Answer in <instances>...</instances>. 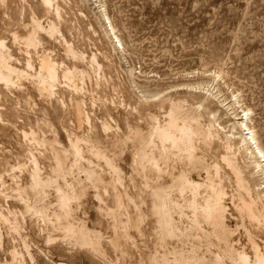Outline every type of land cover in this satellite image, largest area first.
I'll list each match as a JSON object with an SVG mask.
<instances>
[{
	"label": "bare ground",
	"instance_id": "bare-ground-1",
	"mask_svg": "<svg viewBox=\"0 0 264 264\" xmlns=\"http://www.w3.org/2000/svg\"><path fill=\"white\" fill-rule=\"evenodd\" d=\"M15 1H13V2H15ZM23 2H24V0H23ZM26 2L27 1H25L24 3L26 4ZM8 3H9V1H8ZM57 3H58L57 0H40L39 5H41V7L45 10H48V9L52 8L53 6H55V10L58 12V11H60V10H58V8H60V7H58ZM4 4L5 3H3V5ZM58 4H61V2ZM30 5H31V3H30ZM21 6H23V5H21ZM31 6H33V5H31ZM31 6H30V8H31ZM10 7H12V6H10ZM61 8H62V6H61ZM8 9H10V8H8ZM33 9L35 11H37V9H35V8H33ZM4 10H3L4 16L5 15L11 16V15H9L10 13L6 14ZM20 10L22 12L25 9L23 8V10H22V8H21ZM55 10H54V13H55ZM6 11L8 12V10H6ZM11 11H13V10L11 9L10 12ZM29 11L31 12L30 9H29ZM41 11H43V10H41ZM61 11H63V10L61 9ZM61 11L59 13H61ZM49 12H50V10H49ZM51 12H53V11H51ZM51 12L49 14H51ZM59 13H57V14H59ZM0 14H3V13H0ZM55 14H54V17H55ZM4 16H1V17H4ZM31 16H32V14H31ZM33 16H34V17H32L34 19V20L32 19L33 23L31 22L33 24L32 30L31 31L28 30V34L27 35L25 34L26 36L24 37V39H25L24 41L27 45L32 44L34 46L40 42V46H42L43 44L41 43L40 40H41V35L44 34L43 32H45L51 36L52 35L54 36L55 33L57 34V32L58 33L64 32L62 29L60 32V28L57 26L58 24H56L54 21L55 18H53V20H47V22L44 23L43 22L44 20L42 21V19H39V17H35V16H37L36 14L35 15L33 14ZM16 17H20V16L16 15ZM58 17H60V15H58ZM61 17H63V16H61ZM14 18L15 17H13V20H17L16 18L15 19ZM11 19H12V17H11ZM66 19H64V20H66ZM58 20H60V19H57V21ZM20 24H21V22H20ZM64 24H65V21H64ZM8 25H12V24H8ZM70 26L68 27L69 30L72 28V27L70 28ZM110 26H112L111 23H110ZM15 27H17V26H15ZM8 28L10 29V27H8ZM111 30H114V28L111 27ZM40 31H42L41 32L42 34L40 33ZM71 31H69V32H71ZM0 34H2V33H0ZM10 34H13V33H10ZM15 34L19 35L20 32L17 33V31H16ZM61 34H63V33H61ZM61 34H58L56 36V40L58 39L57 37ZM22 37H23V35H22ZM42 37L44 38V36H42ZM4 38H7V37H4ZM4 38H2L0 35V93L2 91H4V88L7 89V88H10L11 86L14 87L13 85H16V84L21 85L22 82L20 80H22L24 78L23 75L24 76L28 75V77L32 76L31 77L32 79H30L28 77L27 78L30 80H33L32 81V82H34L32 85L33 89L35 88L41 95H44V96L47 95V96L51 97V95L55 93V88L58 85L57 82L60 81V84H61V81H62V80H60L61 79L60 76H61L62 72L60 73V69H59L60 68L59 67L60 62L59 61H58L59 63L57 62L58 58L55 60L54 57L52 58L53 54L47 53V52H50V50L49 51L46 50L47 51L46 53H43V54L40 53V55H42V56H41V59L39 57L40 61L38 60L39 61V65H37L38 69H36V71H35L33 69L34 64H32L31 59H28L26 62L27 64H25V65H27L29 68L33 65L32 69L35 72L34 71L29 72V70L26 71L27 69L24 70L23 67L20 68L19 65L17 66V64H19V62L22 61L21 59L23 56L16 57L17 56V54H16V56L14 55V57H16V58L21 57L20 61H19V59L18 60L15 59L16 61H19L18 63L17 62L15 63L12 61L13 54L9 49L10 46L7 47V44L9 45V43L6 44L7 40H4ZM61 38H63V36ZM19 41L20 40H18V42ZM66 41H67V39H66ZM47 42L49 43V40ZM57 42H61V41H57ZM68 42H69V40H68ZM119 42H120V40H119ZM64 43H65V41H64ZM45 44H47V43H45ZM50 44L52 45V43H50ZM66 44L68 46L67 51H68L69 55H72V57H77L78 59L83 58L82 56L84 54L82 55V53L85 52L86 50L85 51L83 50V52L80 53L79 51H81L82 48L81 49L78 48L79 51H77L74 47H72L74 44L72 46H71V43H70V45L68 43H66ZM19 45L21 46L22 44H19ZM27 45H23V46H27ZM51 45H49V47ZM28 47L30 48L29 45H28ZM21 48H22V46H21ZM54 49L56 50L57 48H54ZM54 49H52L53 50L52 53H54V51H55ZM40 50H43V48H40ZM60 50H62V49H60ZM28 51L31 52L30 50H28ZM28 51H25L26 55L30 54ZM35 51H37V49ZM62 51H64V50H62ZM21 53H22V51H21ZM34 53H36V52H34ZM65 54H67V53H65ZM100 54H101V52H100ZM60 55H61V52H60ZM29 56H31V55H28L27 58H29ZM68 57L64 58V59H68ZM85 57H87V56L84 55V58ZM34 58H32V59H34ZM88 58H90V57H88ZM92 58H94V57H92ZM98 58L99 57H97V60L100 62L101 60H99ZM72 59L71 60L69 59V61H72ZM74 60H76V59L74 58ZM84 60L86 61V59H84ZM84 60H82V61H84ZM69 61L67 60V63ZM82 61H79V62H82ZM90 61H92V60L90 59ZM21 63H23V62H21ZM36 63H35V65H36ZM62 63H64V62H62ZM94 63L95 62H93V65H94ZM69 64H71V63L69 62ZM89 65H90V63H89ZM64 66H66V65H64ZM81 66H82V64H81ZM91 67H89V68H91ZM100 68L103 69L104 67H100ZM86 70L83 68L81 69L80 67L78 68L77 65H74L72 68H70V67H68V64L64 70L61 69V71H63V73H62L63 79L65 78L66 82L68 80V82H69L68 85H71V87L73 86V89L74 88L77 89L76 87H78V81L79 80L83 81V79H85V76H87L88 73H90V72H87ZM90 71H92V70L90 69ZM97 71L98 70H96L95 72H97ZM95 72H93V73H95ZM91 78L92 77H90V79L89 78L88 79L91 80ZM63 81H65V80H63ZM82 81H80V84ZM91 82H92V80H91ZM91 82L89 81V84ZM87 83L85 85L86 87H87ZM96 83H99V82L97 81ZM63 84H65V82ZM83 84H85V83H83ZM23 85H24V83H23ZM65 86H66V84H65ZM79 87L81 88V86H79ZM90 87H91V84H90ZM192 87H194V86H192ZM20 88L23 89L22 86ZM96 88H97V85H96ZM195 88H196V86H195ZM203 88H205V87L203 86ZM12 89H14V88H12ZM86 89H84L85 92H88V90H86ZM9 90L7 89L8 92H9ZM19 90L20 89L18 88V91ZM30 90H32V89H30ZM64 90H62V91H64ZM67 90L69 92V89H67ZM84 90L82 87V91H84ZM90 90H92V87ZM205 90H207V92L206 91L205 92L208 93V89H205ZM16 91H17V89H16ZM21 91H23V90H21ZM56 91H58L57 92V94H58L59 90L56 89ZM79 91L80 90H78V92ZM71 92H73V91L71 90ZM152 92H154V91H152ZM157 92H159V91H157ZM23 93L20 92V95ZM60 93H63V92L60 91ZM148 93H150V90H148ZM154 93H153V95H154ZM26 94H27V92H26ZM79 94H77V95H79ZM117 94H119V92H117ZM136 94H138V93H136ZM142 94H144V93H142ZM142 94H141V96H142ZM160 94H162V93H160ZM165 94H164V96H165ZM29 95L32 96V94H29ZM59 95L60 94H58L57 96H59ZM150 95H151V93H150ZM150 95H145V97L146 96L150 97ZM159 95H157V96H159ZM167 95H168V93H167ZM189 95H188V99H189ZM10 96H11V93H10ZM57 96H55V97L59 98ZM68 96H69V94H68ZM79 96H77V97H79ZM105 96L101 95V99L104 98ZM109 96H108V99H109ZM111 96H112V98L116 97L113 95H111ZM135 96H137V95H135ZM141 96H140V98H141ZM170 96H171V94L169 93V97ZM12 97L15 101L16 96L15 97L12 96ZM53 97L51 99H53ZM64 97H66V96H64ZM185 97L184 98H182V97L178 98L177 97V98H170V99L168 98L169 104L167 105V109H166V111H164V114L160 112V114H163L161 117L159 116V114L155 113L156 111L153 112L154 109L151 110L152 112L148 109L150 112H146L147 114L145 113L146 116H144V117H146V121H147L146 127L141 126L142 125L141 123H140L141 125H138V126L136 125L135 127H132L133 125L131 124L132 126L129 127V129H130L129 132H127V134H125L124 137H121L123 135V133H122V135H119V133H120L119 130H117V132H119V133L114 131L119 135L118 138L115 135L116 137H114V138H116V139H114V141L118 140L120 142V140H122L123 142L121 141L120 143L121 144L125 143V146H124V144L122 146L119 143V145H117V147H119L121 145V147H119V148L123 147L124 150H125V148L130 150V148H128L126 146L131 145V150H130V157L132 158V164L131 165L134 167L132 169H134L136 171V174L135 173L134 174L137 175V178H138L137 185H135L133 187L137 186L139 191L145 193V195H144L145 198H143L141 194H140L141 196L138 195V196H140V198L142 197V199L139 198L140 200L137 199V196H136V198L134 196V194H137V192L132 195L131 192L129 191L132 188L130 187V189H129V186L126 185L127 180H125V178H126L124 176L125 173H123L125 170L122 171V168L120 165L121 163L119 164L117 162V160H122V159H116L119 152L117 151L118 152L117 155L112 154V153H114L113 152L114 150H112V153H110L111 149L108 152L109 148L107 149L106 146L102 145L104 143H101L103 136H102L101 140H100V138L99 139L95 138V136H94V138H95L94 139L91 136L96 131L94 133H92L91 135L88 134L89 131L88 132L83 131L86 134H83V133L79 134V133H76L77 130H76V132H74L72 130H68L69 128H67L66 129V136H67V140H68V145L66 146V145H64V143L62 144L63 141H60V139L58 137L59 131H57V127H60L58 123H57L58 126L56 128H54L53 137H49V138L46 137V135L41 136L39 131L36 132V130H39L41 128L40 126L36 130H35V128L29 129L30 132H28V133H26L23 129L22 131L25 132V136H29L32 140H35L36 143L38 144V146L45 147V146H43V144H47L49 146L50 155H51L50 157H52L51 159H53V162L51 161L52 163L49 164V165H51V167H49L47 165L50 168L49 172H48L47 167L45 166L47 169V173H45L44 172L45 169L41 168V166L44 167V165L40 166V160L38 158V156L40 155V153L43 150L40 153H38V151H37L38 156H36V154H34V153H35V150L38 149L39 147H37L33 151V153H32V148H31L30 153H32V154H31V156L30 155L29 156L31 157L30 159L32 161V164H31L32 166H31V168L27 169L28 172L25 170L27 172V180L24 182H20L19 180H18L19 182H17V180H16V185L13 184V185H15L14 190L16 189V193L14 192L15 193L14 194L13 190L11 192L8 190L9 192H6V194L7 193H13L14 195H16L17 200H20L21 203H23L24 211L30 215V218H28V219L30 220V226L31 227H33V226L35 227V225H33V224H36V223H33V222H35L34 220H36V222H38L36 224L38 226L39 225L41 226V224L39 222L42 221V225H45V228H43L44 226H42L41 230L44 229L45 231L42 230V233H41V230H40V231H38V232H40L38 234H39V236H42L45 239L47 245H46V247H44V246H41L37 241H35L40 249H39V251L35 250L37 247L35 249L34 248L32 249V240H35V237H30L31 232L25 231L27 224L26 223L23 224V222L20 221V218L18 220V217H17L18 214H15L16 218H14L12 220L11 216H9L8 213L5 214L6 212L4 213L3 211H0V215H1L0 219H2L5 223H7V226L9 225L8 226L10 228L9 231H12V233L14 231V233H17L18 237L21 236L20 238H21L22 243H23L21 245L22 246L24 245V249H25V252H24L23 250H21L22 248L19 250L20 247L19 248L17 247L19 245L12 246V248L8 250V252L10 254V260H7V259L4 260L3 259L2 262L0 260V264H27L26 263L27 259H30L31 264H39V261H37V256L41 257L42 253L43 254L45 253V255L46 254H48V255L55 254L56 255V253H58V254H61L60 256H62V254H64V253L74 252V250L77 248L80 251H83V253L86 255V258L88 257V259H90V262H94V263L96 262V264H97L98 260H102V259L106 258L107 253H108V249H115L117 251L118 250L117 248H119L122 252H126L128 254L129 251L127 250L128 251L127 252L126 248H125L126 244L123 243V246H125L124 248H121L120 245H122L123 241H125L127 239H131L132 230H135V232L139 233L140 235L145 234V231H146L145 229H148V228L143 227V223H144L143 221L145 220L147 222V220H146L147 218H149L150 222H151V227L149 228V230L151 231V234L155 235L153 237H155L156 242L160 244L159 246L162 248V250H161V252L159 250H155V249H154L155 250L154 252L149 251L148 254L146 255L147 257L144 255H141V256L139 255L141 257V259L138 262L142 261V263H143V261H144L143 264H145V262H146L145 259L147 260L146 264H264V236L259 235L260 232L264 231V205L261 203L263 201L262 199L264 197L260 198L259 195H255L253 193L252 181L250 180V177L247 174V170H245V167L242 165V163L239 162L237 154L235 153V151H233L234 143L231 140H227L228 138L226 139L227 141L222 140V142L220 143V139H222V138L219 137V135H218L219 132L217 133V131H216L217 129L219 130V128L216 127L217 129L216 130L214 129L213 119L209 118L208 122H206V120L205 121L203 120L204 118L205 119L207 118V116L205 117L204 115L206 113H208V114L212 113L213 109L210 108L208 105L203 104L205 102V100H203L200 97V95L198 97H200L204 101L203 103L201 101L200 104H198V103L192 104V103H190L191 101L188 102V99H186ZM28 98H30V97H28ZM32 98H34V97H32ZM99 98H100V96H99ZM118 98H116V99H118ZM205 98H207V96ZM2 99H3V96H2ZM46 99H44L43 101L45 102ZM74 99H75V96H74ZM131 99H130V102H132ZM159 99H161V98H159ZM166 99H163V100L161 99L160 101L159 100L158 101L161 104V101L163 102ZM26 100L28 101L27 98H26ZM30 100L32 101V99H30ZM62 100L65 101L66 98H63ZM62 100H61V103L63 102ZM82 100H83V98H82ZM193 100H195V99H193ZM209 100L212 101V99H209ZM68 101H71V102H69V105H70V103H72L73 99L72 100L69 99ZM103 101H101V103ZM106 101L109 102L108 100H106ZM113 101H115V100H113ZM117 101H116V103H117ZM124 101H122V102L120 101L122 104H117V107H118V105L122 106ZM137 101H138V103H137L136 107L139 108V106L141 105V104L139 105L140 99H137ZM1 102L3 103L4 101H1ZM13 102H12V105L14 104ZM16 102H17V100H16ZM52 102L50 103L51 105H53V103H55V102H53V103ZM130 102H129V104H131ZM7 103H10V101H8ZM29 103L31 106H33L32 104H34L35 101H34V103H32V102H29ZM65 103H68V102L66 101ZM65 103H63V104H65ZM141 103H142V100H141ZM16 104L17 103H15V105ZM46 104L48 105V103H46ZM156 104H158V103H156ZM160 104H158V106ZM220 104L222 106L227 105V104L225 105V103H223L222 101ZM12 105H10V106H12ZM42 105H44V104H42ZM42 105H41V107H42ZM0 106H2V105H0ZM35 106H36V104H35ZM38 106H40V105H38ZM60 106H62V105H60ZM105 106H107V105H105ZM125 106L128 107L126 104L124 105V107ZM14 107H17V106H14ZM20 107H23L22 104L20 105ZM43 107H45V106H43ZM49 107L51 108V106L48 105V109H50ZM55 107H54V109H55ZM64 107H65L64 109L67 108L66 105ZM109 107H110V105H109ZM129 107H131V105ZM17 108L19 109V107H17ZM25 108H27V107H25ZM57 108H59V107L57 106ZM57 108H56V110H58ZM60 108L62 111L63 107H60ZM107 108H108V106H107ZM137 108H136V110H137ZM227 108H229L228 110H230V106H228ZM72 109L74 110V113H75L79 122H81L85 118L87 119L88 122L91 119L88 116L90 113L87 115L85 113L87 110L84 112V107H83L82 101H80L79 98L78 99L76 98L75 106ZM112 109L114 110V108H112ZM112 109L109 108V111H111ZM9 110H11V111H8L9 113H11V115H8V113L6 112L7 117L9 116L8 118L13 119V118H16L18 116V114H19V113L17 114L18 111L16 112V110L13 107H11ZM23 110L24 109H22V111ZM39 110L37 109L36 112L38 113ZM125 110H128V109H125ZM161 110H159V111H161ZM19 111H21V110H19ZM30 111H32V110H30ZM34 111L35 110H33L32 112H34ZM59 111H58V113H59ZM109 111L108 112L105 111V112H106V114L110 113V115H111L112 111L111 112H109ZM142 111L140 112L141 114H142ZM0 112H1V110H0ZM23 112H24V114H25V112L27 113V111H23ZM45 112L47 113V110ZM130 112H127V114ZM3 113H4V111H3ZM64 113H66V112L64 111ZM71 113L73 115V111ZM87 113H88V111H87ZM131 113H130V115H131ZM232 113H233V120H232L233 122H232L231 126H233V128H237V130L239 129L238 134H240V135L238 136V138L240 137L241 146L243 147V150L245 151L244 152L245 155H247V157L250 159V161H249L250 165L253 166V169L255 170L254 172H257L260 176H261V174L264 175V147L261 145V143L259 141L260 138H258V136H257L258 132L256 133L255 132L256 130L253 129L255 127H252L249 125L248 120L250 121V119H248L249 118V117H247L248 115H245V117H246L245 118L243 116H237V114L234 112H231V114ZM1 114H2V112H1ZM55 114H56V112H55ZM92 114H93V112H92ZM30 115L31 114H29V116ZM33 115H35V114H33ZM49 115H50V112H49ZM51 115L54 116V114H51ZM51 115H50V117H52ZM72 115H70V117H72ZM75 115H73V117ZM94 115H95V113H94ZM118 115H120V113ZM126 116H127V119L129 120L128 115H126ZM203 116H204V118H203ZM23 117H24V115H23ZM31 117H33V116H31ZM41 117H43V116H41ZM41 117L39 119H41ZM76 117L74 119H76ZM90 117H92L91 114H90ZM111 117H113V116H111ZM111 117L109 116V118H111ZM124 117H125V115H124ZM3 118H4V115H3ZM97 118L95 119V121H97ZM12 119H9V120H11V122H12ZM16 119H15V121H16ZM25 119H28V118H25ZM55 119H54V121H55ZM99 119H102V118L99 117ZM99 119H98V121H99ZM106 119H104L106 122H103V123L107 124L110 121L108 122L109 119L108 120H106ZM116 119H118V118H116ZM133 119H134V115H133ZM6 120H8V119H6ZM112 120H114V119L112 118ZM121 120H122V118H121ZM142 120H144V119H142ZM216 120H218V119H216ZM23 121H24V119H23ZM92 121H94V119H92ZM4 122L5 121H3L2 123H4ZM24 122H25V125H27V123H26L27 121H24ZM30 122H31V119H30ZM38 122H39V120H38ZM38 122L35 124H38ZM57 122H58V120H57ZM88 122H86V123H88ZM6 123H7V121H6ZM17 123H19V122H17ZM29 123H28V125H29ZM31 123L33 124V122H31ZM52 123H53V121L50 120V118L49 119L47 118L46 122H44V123L41 122V124H47L48 126L51 125ZM64 123H66V122H64ZM71 123H75V121L74 122L72 121ZM92 123H95V122H92ZM101 123H102V121H101ZM32 124H30V125H32ZM54 124H55V122H54ZM68 124H69V121H68L67 125ZM109 124H111V123H109ZM15 125H16V123H14V126ZM28 125L26 127L30 126V125L29 126ZM119 125H120V123L117 124L118 128H119ZM19 126L17 127L18 129H19ZM37 126L35 125L34 127H37ZM70 126H72V124ZM88 126H89V124H88ZM103 126L105 127V124ZM103 126L101 125V127H103ZM106 126L109 127V125H106ZM0 127H3V126H0ZM12 127H13V125H12ZM89 127H93V126L91 125ZM97 127H98V125H97ZM101 127H99L100 130L102 129ZM4 128H3V131H4ZM22 128H24V127L22 126ZM31 128H33V127H31ZM72 128L73 127H71L70 129H72ZM118 128H116V129H118ZM50 129H51V127H50ZM64 129H65V127H64ZM74 129H76V128H74ZM109 129L111 130V128H109ZM126 129L127 128H125V130ZM48 130H49V128H48ZM86 130H87V128H86ZM104 130L106 131V128ZM120 130H122V129H120ZM0 131L2 132V130H0ZM7 131H8V129H7ZM16 131H18V130L16 129ZM23 132H22V134H24ZM45 132L47 133V129ZM103 133L105 134L107 132H103ZM108 133H109V131H108ZM234 133H237V132L235 131ZM10 134H12V133H10ZM22 134H20V137H21L20 139H22V136H21ZM41 134H42V132H41ZM95 135H97V132ZM98 135H100V134L98 133ZM110 135H112V134H110ZM13 136H14V134H13ZM17 136H19V135H17ZM61 136H62V134H61ZM108 136H107V138H108ZM3 137H4V135H3ZM99 137H101V136H99ZM217 137H219L220 139L217 140ZM1 138L2 137H0V140H2ZM10 138H11V136H10ZM104 138L106 139V137H104ZM121 138H123V139H121ZM24 139H25V137H24ZM61 140H62V138H61ZM218 141H219V143H217ZM19 142L20 141H18L17 143H19ZM115 142L118 143L117 141H115ZM115 142H113V143H115ZM26 143H27V141H26ZM28 143L25 144L26 149H27ZM39 143H41L42 145H40ZM107 143H106V145H107ZM127 143H130V144L127 145ZM237 143H238V141H237ZM23 144H22V146H23ZM110 144H112V143L110 142ZM33 145H31V146L34 148ZM48 146H47V148H48ZM112 146L116 147V144L115 145L113 144ZM22 149L23 148H21V150ZM24 149H25V146H24ZM235 149H236V147H235ZM237 149H239V148H237ZM29 150L30 149H28L26 151H29ZM128 150H125V151L128 152ZM15 151H17V152H15V156H16V153H18V149ZM87 152L91 153L93 156H95L99 159L102 158V160L105 162L106 166L111 170L110 172H113V173H110L111 177L109 179L106 177V175H104L102 173V172H104L102 170H106V168H104L105 166L104 167L100 166L101 168H104L102 170H99L100 167L98 168V165H97V167H95V165H96L95 163L98 164V162H100V161L95 162L96 160L95 161L92 160L93 158L92 159L90 158L92 155H89V154H88L89 157L88 156L86 157ZM240 152H242V151H240ZM22 154H23V152H22ZM22 154H21V156H22ZM25 154H27V152ZM28 154H29V152H28ZM9 155H10V152H9ZM45 155H48V154H45ZM127 155H129V154H127ZM127 155L125 154V156H127ZM240 156H242V155H240ZM3 157H5V156H3ZM3 157H1L2 160H3ZM16 157H19V156H16ZM47 157H49V156H47ZM121 157H122V154H121ZM26 158L28 159L27 155H26ZM42 158H40V159L42 160ZM126 158L127 157H125V160H126ZM23 159H25V157ZM49 159L50 158H48V160ZM2 160H0V161L2 162ZM20 160H22V159L20 158L19 161ZM46 160H47V158H46ZM46 160H44V161L47 162L48 160L47 161ZM123 160H124V157H123ZM9 161L7 163H9ZM26 161H25V163H27ZM242 161H244V159ZM247 161H248V159H247ZM123 162H125V161H123ZM3 163H5V162L3 161ZM21 163H19L18 166H16V164H15V166L18 167V169H19L22 166ZM92 163L95 165H93ZM41 164H43V163H41ZM102 164H103V162H102ZM127 165L125 166L126 169L128 167H130V165L128 167H127ZM248 165H249V163H248ZM1 167H0V169H1ZM8 167H9V165H8ZM12 167L13 166L11 165V168ZM16 167H15V170H16ZM43 169H44V171H43ZM15 170L13 171L14 174L17 171V170L15 171ZM129 170L131 172V169H129ZM134 170H132V171H134ZM22 171H24V170L22 169ZM22 171L20 172L21 174L24 173V172L22 173ZM3 172H4V174L7 173L5 171H3ZM18 173L19 172H17V175H18ZM104 173H106V172H104ZM8 174H6V176ZM10 174L12 175V173H10ZM126 174H127V172H126ZM134 174L131 175V173H130L131 177L132 176L135 177ZM17 175H15L14 178L17 177ZM20 175H18V176H20ZM130 175H128V177ZM23 176H24V174H23ZM107 176H108V174H107ZM24 177H26V175ZM128 177H127V179H128ZM9 179H10V177H9ZM19 179H21V178L19 177ZM132 179H131V181H132ZM12 182L14 183V180H12ZM132 182L134 183L135 179ZM263 182H264V180H263ZM8 184L11 185L10 183H8ZM229 184L233 187L232 189L228 188ZM1 185H3V184H1ZM91 186L95 187L94 195L90 193V187ZM7 187H9V186H7ZM6 189H8V188H6ZM11 189H13V188H11ZM135 191H138V190H135ZM4 192L5 191H2V193H4ZM0 195H1V193H0ZM8 195L9 194H7L5 196H8ZM10 195L13 196L12 194H10ZM11 196L9 198H11ZM91 197L96 198V202H92V207H94V209H95V213H94L93 217L90 216L89 213H88L89 215L88 214L84 215L85 213L83 214L84 216L80 215L79 214V212L81 211L80 208H83L84 212H86L87 208H89L88 201ZM12 198H14V197H12ZM14 200H16V199H14ZM6 201L8 202L9 200L7 199ZM2 203H1V205H3ZM87 203H88V205H87ZM143 204H145V206H146L145 209H144ZM228 204L231 205V208L233 207V209H234V211L231 212L230 215H231L232 219H235V222H233V223H235L234 224L235 227H233L231 225V223L228 222V219H227L228 218L227 216L229 214ZM19 206H20V204H19ZM9 207H10V205H9ZM16 207H17V205H16ZM92 207L90 206L91 209H92ZM2 209H8L9 213L11 212V214H14L13 213L14 208H12L13 212H12V210H10L11 207L10 208H3L2 207ZM17 209H19V208H17ZM79 209H80V211H79ZM15 212H19V211L15 210ZM20 216H21V213H20L19 217ZM23 216H25V215L22 214L21 217H23ZM26 218H27V216H26ZM22 219H24V217ZM104 219H106L105 221H107L106 226L108 225L109 228L112 229V233L110 232L111 233L110 235H105L103 232L104 229L102 230L100 228V225L101 224L103 225ZM25 220H27V219H25ZM1 224L3 225V223H1ZM4 225H6V224H4ZM7 226H4V227H6V229H7L8 228ZM106 226H105V228H106ZM146 226H148V225H146ZM240 227L243 228V230L245 232L244 234L246 235L245 243L241 242V240H240L241 238L239 239V238H237L238 236L236 237V235L239 232L238 229ZM2 228L0 226V229H2ZM53 230H56L59 234L57 233L56 236H54V232H52ZM237 230H238V232L236 234ZM2 232H3V230L2 231L0 230V246H2V243H3L2 239H3L4 234ZM8 234H9V232H8ZM262 234H264V233H262ZM57 235H58V237H57ZM133 235H134V233H133ZM147 235H149V234H147ZM240 235H241V233H240ZM245 235H243V236H245ZM31 236H32V234H31ZM34 236H35V234H34ZM14 237H13V239H14ZM135 237H134V240L131 241V243H134ZM239 237H241V236H239ZM136 238H138V237H136ZM145 238H146V236H145ZM6 240L8 241V239H6ZM146 240H148V239L146 238ZM146 240L144 241L145 243H146ZM14 241H15V239H14ZM128 242H130V241H128ZM140 242H142V240ZM5 243H6V241H5ZM5 243H4V245H5ZM10 243H8V245H10ZM36 244H34V246ZM137 244L135 243V245H137ZM128 245H127V247H128ZM130 246L131 245H129V247ZM134 247L136 248V246H134ZM153 247H156V246H153ZM141 248H139V249H141ZM146 248H142V249H146ZM5 249H6V247H5ZM131 250H134V249L132 248ZM136 250H137V248H136ZM5 251L7 252V250H5ZM33 251H35V252H33ZM109 251H111V250H109ZM143 252H144V250H143ZM2 253H3V251H2ZM74 253H76V252H74ZM140 254H142V253H140ZM26 255L28 256L27 259H25L27 257ZM45 255H43V257H45ZM74 256H76V255H74ZM113 256L114 255H112L111 257L113 258ZM121 256H122V254H121ZM121 256H119V257L122 258ZM133 256H135V255H133ZM133 256L131 258H133ZM139 256H138V258H139ZM128 257H130V256H128ZM1 258H3V256ZM117 259H119V258H117ZM48 260H50V259H48ZM122 260H124V259H122ZM30 261H29V263H30ZM106 261H107V259H106ZM90 262H89V264H91ZM116 262H119V261H116ZM125 262H126V260H125ZM136 262H137V260H136ZM71 263H73V262H71ZM71 263L67 262L64 259L59 260L57 262H54V264H71ZM113 263L115 264V262H113ZM142 263H140V264H142ZM43 264H45L44 261H43ZM120 264H121V262H120Z\"/></svg>",
	"mask_w": 264,
	"mask_h": 264
},
{
	"label": "rangeland",
	"instance_id": "rangeland-1",
	"mask_svg": "<svg viewBox=\"0 0 264 264\" xmlns=\"http://www.w3.org/2000/svg\"><path fill=\"white\" fill-rule=\"evenodd\" d=\"M3 1L2 0L0 1V10H1L0 13H3V14H0V33H2L0 35L2 38H4V37L8 38V39L4 38V40H7L6 44L9 43V45L7 44V47L8 46L11 47V48L9 47V49L13 54V59H12L13 62L18 63L20 61L21 57H19V58H16V57L23 56L21 59L22 61H20L19 64H17V66L19 65L20 68L23 67L24 70L27 69L26 71L29 70V72H33L34 70L36 71V69H38L37 65H39V61H40L41 56H42V55H40V53L43 54V53L47 52L46 50H48V51L50 50V52H47V53L53 54V56L51 55L52 58L54 57L55 60L58 58L57 62L58 61L60 62V63L58 62L60 64V65L58 64L60 67L59 68L60 73L61 72L63 73V71H61V69L64 70L65 67H67V64H68V67H70V68H72L74 65H77L78 68L80 67L81 69L82 68L85 70L87 69L86 71L90 72V73H88L87 76H85V79H83V81L82 80L78 81V87L81 86V88L76 87L77 89L74 88L75 90L73 89V86L71 87V85H68L69 84L68 80H67V82H68L67 83L66 79L65 78L63 79V75L61 73V76H60L61 79L59 78L60 80H62L61 84H60V81L57 82L58 85H57V87L55 86L56 87L55 93L52 94L53 96L54 95L57 96L58 94H60L59 96H57L60 99L56 98L55 96L53 97L52 95H51V97H49L47 95H45V96L41 95L35 88H34L35 89L34 90L32 87L34 82H32L33 80H30V79H32L31 78L32 76L28 77V75H26V76L23 75L24 80L23 79H22L23 81L20 80L22 82L21 85L19 84L20 86L18 84H16V85H13L14 87L11 86L10 88H7L8 90L10 89L9 92L7 91L6 88H4V91H2L0 93V96H1L0 97V105H2V106H0V108H1L0 110L2 112V114L0 112V118H1L0 119V126H3V127H0V130H2V132L0 131V134H1L0 137H2L1 138L2 140H0V144H1L0 145V156L6 157V158L3 157V160L0 157V160H2V162L0 161V167L2 166L0 169V173H1L0 174V190H1L0 191V193H1V195H0V197H1L0 198V209L1 210L0 211H3L4 213L6 212L5 214L8 213V215L11 216L12 220L14 218H16L15 214H18L17 215L18 220L20 218V221H22L23 224H25V223L27 224L26 225L27 229L25 228V231H30L32 234V236L30 234V237H35V240H32V249L33 248L35 249L36 247H37L35 249L36 251H39V249H40L35 241H37L41 246L46 247L47 244H46L45 239L42 236H39V234H38V233H40L38 231L41 230L42 226H44L43 228H45V225H42V221H40L39 223L41 224V226L40 225L38 226V225H36L38 222H36V220H34L35 222H33V223H36V224H33V225H35V227L33 225H32L33 227L30 226V220L28 219V218H30V215L24 211L23 203H21L20 200H17L16 195H14L16 193V189L14 190V188L16 185V180H17V182H19V181L24 182L27 180V172H28L27 169L31 168V166H32L31 165L32 161L30 159L31 158L30 156L37 147H39L40 149L38 148L35 150L34 154H36V156H38V153H40L43 150L40 153V155L38 156V158L40 160V166L44 165V167L41 166V168L45 169V171L43 169V171L45 173H47V169H48V172L50 171L49 167H51V165H49V164H51L53 162V159H51L52 157H50L51 155H50L49 146L47 144H43V146H45V147L38 146V144L36 143L35 140H32L29 136H25V132L26 133L30 132L29 129L35 128V130H36L39 128V126L41 128L39 130H36V132L39 131L41 136L46 135V137L49 138V137H53L54 128H56L59 124L60 127H57V131H59L58 137H59L60 141H63L62 144L64 143V145H66V146L68 145V140H67V136H66V129L67 128H69L68 130H72L74 132H76V130H77L76 133H79V134H82V133L86 134L83 131H87V132L89 131L88 132L89 135H91L95 131L97 132V135L99 133L100 135H98V136L95 135L96 132L94 134H92L91 136L93 138H94V136H95V138H98V139L100 138V140L103 136L101 143H104L105 145L104 144H102V145L106 146L107 149L109 148L108 152L110 151V149H111L110 153H112V150H114L113 151L114 153H112V154L117 155V153L119 152L117 157L116 156L115 157H116V159H122V160H117V162L119 164L121 163L120 165H121L122 171L125 170L123 173H125L124 174V176L126 177L125 180H127L126 185L129 186V189H130V187L133 189V190L132 189L129 190L132 195L137 192V194H134V196H135V198L137 196V199L140 200V199H142V197L145 198L144 197L145 193L139 191L137 186L133 187V186L137 185L138 178H137V175H135L136 171L134 169H132L134 167L131 165L132 164V158L130 157L131 145L126 146V147L130 148V150L125 148V150H128V152H127L124 150L123 147L119 148V147H121V145L123 146V144L125 146V143L121 144L120 142L122 140H120V142L118 140H115L118 142V143H116L114 141V139H116V138H114V137L117 136V138H118L119 135H122V133H123V135L121 137H124V135L127 134V132H129V130H130L129 127H131L132 125H133L132 127H135L136 125L138 126V125L142 124L141 126L146 127L147 121H146V117H144V116H146L145 115L146 112H150L152 109H154L153 112L156 111L155 113L159 114V116L161 117L164 114V111H166L167 105L169 104L168 98L169 99L170 98H177V97L178 98H181V97L184 98L186 96L185 98L188 99V95L190 94L188 102L191 101L190 103H192V104H197V103L200 104L201 101L203 103L204 102L203 100H205V102L203 104L208 105L210 108H212L214 110V111L212 110V113H209L210 115L208 113H206L204 116L205 117L207 116V118L205 119L203 116V118H204L203 120L204 121L206 120V122H208L209 118L213 119L214 129L216 130L217 129L216 127L219 128V130L217 129L216 131H217V133L219 132L218 135H219V137L222 138V139H220L219 137H217V140L220 139V143L222 142V140L223 141L231 140L234 143L233 151H235V153L237 154L239 162L242 163V165L245 167V170H247V174L249 175L250 180L252 181L253 193L255 195H259L260 198L264 197V182H263L264 175H262L260 173L261 174V176H260L257 172H254L255 170L253 169V166H251L250 162H249L250 159L247 157V155H245V153H244L245 151L243 150V147L241 146L240 137L238 138V136L240 135V134H238L239 129L237 130V128H233V126H231L232 122H233L232 121L233 120V113L231 114V112L236 113L237 116L245 117V115H248L247 117H249L248 119H250V121L248 120V123L250 126L255 127L253 129L256 130L255 131L256 133L258 132L257 136H258V138H260L259 141H260L261 145L264 147V0H57L58 3L61 2V4L57 3L58 7L61 8V6H62L61 9L63 11H61V9L58 8V10H60L61 13H59L60 11L57 12L55 10V6H53L52 8H50L48 10L43 9L41 7V5H39L40 0L39 1L33 0L34 2L32 0H24V2L27 1L26 2L27 5L23 2V0L22 1L21 0H16V1L15 0H8L9 3L7 0H3ZM13 1H15L16 3ZM3 3H5L4 4L5 6L3 5ZM30 3L33 6H31ZM7 5L8 6L10 5L12 7H10V6L8 7ZM21 5H23L24 7ZM29 5L31 6L32 9L30 8ZM8 8H10V9H8ZM21 8H22V10H23V8L25 10H23L21 12V10H20ZM33 8H35V9L38 8V9H37V11H35ZM11 9L13 11L10 12ZM29 9L31 10L32 13L29 11ZM3 10L5 11L6 14L10 13L9 15H11V16H8V15L4 16ZM6 10H8V12ZM41 10H43V11H41ZM49 10H50V12L51 11H53V12H51V14H49L50 13ZM54 10H55L56 14L54 13ZM57 13H59V14H57ZM31 14H32V16H31ZM33 14L34 15L36 14L37 16H35V17H39V19H42V21L44 20L43 21L44 23H46L47 20H53V18H55L54 19L55 23L58 24L57 26L60 28V32H61V29L64 31L61 33H63L65 36L61 33H58V32H57V34L55 33L54 36L53 35L51 36V35L43 32L45 34L44 35L41 33L42 31H40V33L42 34L40 41L43 45L45 43H47V44H45L46 46L44 45L46 48L42 44H41L42 46H40V42L38 43L39 45L37 44L38 46L37 45L33 46L32 44L31 45L28 44L30 46V48H29L28 45L24 41L25 40L24 37L28 34V30L29 31L32 30V27H33L32 21L34 20L32 18V17H34ZM54 14H55V17H54ZM16 15L20 16V17H16ZM58 15H60V17H58ZM1 16H4V17H1ZM61 16H63V17H61ZM11 17H12V19H11ZM13 17H15L17 20H13ZM57 19H60V20L57 21ZM64 19H66V20H64ZM19 21L21 22V24ZM64 21H65V24H64ZM110 23L112 26H110ZM6 24L7 25L12 24V25L7 26ZM23 25L24 26L26 25L27 27L26 26L24 27ZM68 25L69 26L71 25L70 28L72 27L70 30L68 29V27H69ZM15 26H17V27H15ZM8 27H10V29ZM111 27H113L114 30H111ZM13 30L15 32L17 31V33L20 32V34L19 35L15 34V32ZM69 31H71V32H69ZM10 33H13V34H10ZM21 34L23 35V37ZM58 34H61L63 36V38H61L62 36L59 35L57 37L58 39L56 40V36ZM42 36H44L45 39ZM66 39H67V41H66ZM18 40H20V41L18 42ZM48 40H49V43L47 42ZM68 40H69V42H68ZM119 40H120V42H119ZM55 41L56 42L61 41V42L56 43ZM64 41H65V43H64ZM50 43H52V45ZM66 43H68L69 45L71 43V46L74 44L72 47H74L77 51H79L78 48H80V49L82 48L81 51H79L80 53H82L83 50L84 51L86 50L85 52L82 53V55L84 54L87 57L84 58V55L82 56L83 58H81V59H78L77 57H72V55L68 54V51H67L68 46ZM19 44H22L21 45L22 48ZM23 45H27V46H23ZM49 45H51V46L49 47ZM40 48H43V50H40ZM54 48H57L56 49L57 51ZM36 49H37V51H35ZM52 49L55 50L54 53L56 55L54 53H52L53 52ZM60 49H62L64 51L66 50V51L64 52ZM28 50H30L31 52H29ZM21 51H22V53H21ZM25 51H28L30 54L26 55ZM34 52H36V53H34ZM60 52H61V55H60ZM100 52H101V54H100ZM65 53H67V54H65ZM16 54H17V56H16ZM14 55L16 57H14ZM28 55H31L32 57L29 56V58H27ZM68 56L69 57L71 56V57L69 58ZM91 56L94 58H92ZM39 57H40V59H39ZM67 57H68V59H64ZM88 57H90V58H88ZM97 57H99L98 59L101 60L100 62L97 60ZM32 58H34V59H32ZM74 58L76 60H74ZM15 59L16 60L19 59V61H16ZM28 59H31V62H32V64H34V67L36 66L35 68L33 67V65L30 68L27 65H25V64H27L26 62ZM69 59L70 60L72 59V61H69ZM84 59H86V61ZM90 59L93 62H95L96 64L97 63L98 64L96 65L94 63V65H93V62L90 61ZM67 60L71 64H69V62L67 63ZM82 60H84V61H82ZM79 61H82V62H79ZM21 62H23V63H21ZM62 62H64V63H62ZM35 63H36V65H35ZM89 63H90V65H89ZM81 64L83 67L81 66ZM64 65H66V66H64ZM32 67L34 70L32 69ZM89 67H91V68H89ZM100 67H104L103 68L104 70ZM90 69L93 72H95L96 70H98V71L93 73L92 71H90ZM27 77L30 79H28ZM90 77H92L91 78L92 82H91V80H89ZM63 80H65V81H63ZM80 81H82L81 84L83 86L80 84ZM89 81L91 82L90 84H91L92 90H90L91 87H90ZM97 81L99 83H96ZM64 82H65L66 86H65V84H63ZM23 83L25 86L23 85ZM83 83H85V84H83ZM86 83H87V87L89 89L85 86ZM96 85H97V88H96ZM21 86L23 87V89L20 88ZM192 86H194V87H192ZM195 86H196V88H195ZM203 86L205 88H203ZM17 87L20 89L19 91H18ZM65 87L66 88L68 87L67 89H69V92ZM82 87H83V90L87 88L86 90H88V92H85V90L82 91ZM12 88H14V89H12ZM29 88L32 89L34 92L32 90H30ZM16 89L18 92L16 91ZM56 89L59 90L58 94H57L58 91H56ZM70 89L73 92H71ZM205 89H208V93H206L207 90H205ZM21 90H23V91H21ZM62 90H64V91H62ZM78 90H80V91L78 92ZM140 90L141 91L143 90V91L141 92ZM148 90H150V93L152 96L150 95V93H148ZM25 91L27 92L28 95L26 94ZM60 91L63 93H60ZM152 91H154V92L156 91L155 93L157 95H159L160 93H162V94L157 96ZM157 91H159V92H157ZM20 92L21 93L24 92V93L20 95ZM117 92H119V94H117ZM10 93H11V96H10ZM136 93H138V94H136ZM142 93H144V94H142ZM153 93H154V95H153ZM167 93H168V95H167ZM169 93L171 94L172 97L171 96L169 97ZM29 94H32V96H30ZM68 94H69V96H68ZM77 94H79L80 96ZM141 94H142V96H141ZM164 94H165V96H164ZM63 95L66 97H64ZM101 95H103V96L106 95L104 97L105 99L104 98L101 99ZM111 95L116 96V97L112 98ZM135 95H137V96H135ZM145 95H150V97L149 96L145 97ZM199 95L203 100L200 97H198ZM2 96H3V99L5 98L4 100L2 99ZM12 96H14V97L16 96L15 101H14ZM74 96H75V99H74ZM77 96H79V97H77ZM99 96H100V98H99ZM108 96H109V99H108ZM140 96H141V98H140ZM206 96H207V98H205ZM28 97H30V98H28ZM32 97H34V98H32ZM52 97H53V99H51ZM62 97L66 98V100L65 101L62 100L63 99ZM26 98L28 99L29 102L34 103V101H35L34 104L31 103L33 106L30 105V103L26 100ZM76 98L77 99L79 98V100L82 101V104L84 107V112L87 110L88 113H87V111L85 113L87 115L89 113L91 114L92 117H90V114L88 115L89 118H91L89 120V122L87 121L86 118H85L86 120L85 119L82 120L83 122L81 121L82 123L78 121V119L74 113V110L72 109L75 106ZM82 98H83V100H82ZM116 98H118V99H116ZM159 98H161L162 100L163 99H166V100H164L163 102L161 101V104H160L159 101L161 99H159ZM30 99H32V101ZM44 99H46L45 102L47 101L46 103H48V105L51 106V108L53 110L50 107L49 108L51 110L48 109V105L43 101ZM69 99H71V100L73 99V101H72V103H70V105H69V102H71V101H68ZM112 99L115 101H113ZM130 99L132 102H130ZM137 99H140L139 105L140 104L141 105L140 106L138 105L139 108L136 107V105L139 101V100L137 101ZM193 99H195V100H193ZM209 99H212V101H210ZM16 100H17V102H16ZM61 100L63 101L62 103H61ZM106 100H108L109 102H107ZM141 100H142V103H141ZM1 101H4V102L2 103ZM8 101H10L11 104L7 103ZM11 101L12 102L14 101L13 105L19 107V109L17 107H14L12 105ZM52 101L55 103H53ZM66 101L68 103H65ZM101 101H103V102L101 103ZM116 101H117V103H116ZM120 101L121 102L124 101V103L122 106L118 105V107H117V104H122ZM221 101L223 103H225V105L226 104L227 105L222 106L220 104ZM51 102L53 103L54 106L50 104ZM129 102L131 104H129ZM15 103H17L19 106L17 104L15 105ZM63 103H65V104H63ZM156 103H158L160 105L158 106V104H156ZM21 104L23 107H20ZM35 104H36V106H35ZM42 104H44V105H42ZM125 104L128 107H126V106L124 107ZM10 105H12V106H10ZM38 105H40V106H38ZM41 105H42V107H41ZM60 105H62V106H60ZM65 105L67 107L66 109H64ZM105 105H107L108 108ZM109 105H110V107H109ZM130 105L132 108L129 107ZM43 106H45V107H43ZM57 106L59 108L63 107L62 111H61V108L59 109V108H57ZM228 106H230V110H228L229 109V108H227ZM11 107H13L16 110V112L18 111L17 114L18 113L19 114L16 117L17 119L13 118L14 119L13 120L12 118H8L9 116L7 117V113H8V115H11V113L8 112V111H11V110H9ZM25 107H27L28 109ZM54 107H55V109H54ZM42 108L43 109L45 108L47 110L48 114L45 112L46 110L45 109L43 110ZM56 108L58 110H56ZM109 108L110 109L114 108V110L113 109L111 110L113 115L112 114L110 115V113L106 114V112L109 111ZM136 108H137V110L138 109L139 110L137 111ZM22 109H24L23 111H27V113L25 112V114H24ZM37 109L38 110L40 109L38 111V113L36 112ZM125 109H128L129 111L125 110ZM19 110H21L22 112ZM30 110H32V111L35 110V111L32 112ZM71 110L73 111V115H75L74 117L71 113L72 112ZM159 110H161V111H159ZM3 111H4V113H3ZM48 111L50 112V115L54 114V116L51 115L52 117H50ZM58 111H59V113H58ZM64 111L66 113H64ZM111 111H109V112H111ZM141 111H142V114L140 113ZM55 112L59 117L55 114ZM92 112H93V114H92ZM127 112H130L131 115H130V113L127 114ZM160 112L163 114H160ZM94 113H95V115H94ZM119 113H120V115H118ZM29 114H31V115L29 116ZM33 114H35V115H33ZM123 114L125 115L126 118L124 117ZM3 115H4V118H3ZM23 115L25 118H28V119H25L23 117ZM70 115H72V117H70ZM126 115H128L129 120L127 119ZM133 115H134V119H133ZM31 116H33V117H31ZM41 116H43V117H41ZM109 116L110 117L113 116V117L109 118ZM40 117L42 120L39 119ZM75 117L77 120L74 119ZM99 117H101L102 119H99ZM44 118L46 120H47V118L48 119L50 118V120L53 121V123L51 125H49L51 127V129L47 124H41V122L42 123L46 122V120ZM96 118H97V121H95ZM112 118L114 120H112ZM116 118H118V119H116ZM121 118H122V120H121ZM6 119H8V120H6ZM9 119H12V122ZM15 119H16V121H15ZM23 119H24V121H27L26 122L27 125L31 119V122H33V124L30 122L29 125L32 124L30 126L33 128H31L29 125H28L29 127H26L27 125H25V122L23 121ZM54 119H55V121H54ZM92 119H94V121H92ZM98 119H99V121H98ZM104 119H106V120L109 119L108 122L110 121L109 123H111V124L103 123V122H106ZM142 119H144L145 121ZM216 119H218V120H216ZM38 120H39V122H38ZM57 120H58V122H57ZM3 121H5V122L2 123ZM6 121L8 124L6 123ZM68 121H69V124L67 125ZM72 121L73 122L75 121V123H71ZM85 121L88 123H86ZM101 121H102V123H101ZM17 122H19V123H17ZM37 122H38V124H35ZM54 122H55V124H54ZM64 122H66V123H64ZM92 122H95V123H92ZM14 123H16V125H17V126L15 125L16 127L14 126ZM70 123L72 124V126H70L71 125ZM119 123H120L119 128L122 130H120L117 127V124H119ZM88 124H89V126L92 125L93 127H89ZM96 124L98 125V127ZM104 124H105V127L103 126ZM12 125H13V127H12ZM35 125L36 126L38 125V126L34 127ZM101 125L103 127H101ZM106 125H109V127H107ZM18 126H19V129L17 128ZM22 126L24 128H22ZM64 127H65V129H64ZM71 127H73V128L70 129ZM99 127H101L102 129L106 128V131L104 129L100 130ZM3 128H4V131H3ZM48 128H49V130H48ZM74 128H76V129H74ZM86 128H87V130H86ZM109 128H111V130ZM116 128H118V129H116ZM125 128H127V129L125 130ZM7 129H8V131H7ZM16 129L18 131H16ZM23 129L25 132L22 131ZM46 129H47L48 134L45 132ZM117 130H119L120 133L117 132ZM108 131H109V133H108ZM114 131L119 133V135ZM235 131L237 133H234ZM22 132L24 134H22ZM41 132H42V134H41ZM103 132H107V133L104 134ZM10 133H12V134H10ZM60 133L62 134V136ZM13 134H14V136H13ZM20 134H22L21 135L22 139H20L21 138ZM110 134H112L113 136ZM3 135H4V137H3ZM17 135H19V136H17ZM10 136H11V138H10ZM99 136H101V137H99ZM107 136H108V138H107ZM24 137H25V139H24ZM104 137H106V139ZM61 138H62V140H61ZM121 139H123V138H121ZM25 140L27 141V143L28 142L30 143L32 141L30 144L28 143L27 149H26V145H25L27 143ZM18 141H20L21 143L20 142L17 143ZM237 141H238V143H237ZM110 142L112 144H110ZM113 142H115V143H113ZM106 143H107V145H106ZM119 143L121 145L119 147H117V145H119ZM217 143H219V141ZM22 144H23V146H22ZM39 144L42 145L41 143H39ZM113 144L114 145L116 144V147L112 146ZM128 144H130V143H127V145ZM31 145H33L34 148ZM46 145L48 146V148ZM24 146H25L26 150H28V149H30V150L26 151L24 149ZM20 147L23 149L21 150ZM235 147H236V149H235ZM31 148H32V153H30ZM237 148H239V149H237ZM17 149H18V153H16V156H19V157L15 156V152H17L15 150H17ZM37 151H38V153H37ZM240 151H242V152H240ZM9 152H10V155H9ZM22 152L25 156L22 154ZM26 152H27V154H25ZM28 152H29V154H28ZM21 154H22V156H21ZM45 154H48V155H45ZM88 154L92 155L91 153L87 152L86 157L87 156L89 157ZM121 154H122V157H121ZM125 154L126 155L129 154V155L125 156ZM26 155L28 156V159L26 158ZM240 155H242V156H240ZM47 156H49V157H47ZM92 156L90 158L91 159L93 158L92 160H94V161L96 160L95 162L100 161V162H98V164L93 161L96 165L93 163L92 164L95 165V167H97V165H98V168L100 166L101 167L105 166L104 168H106V170H102L104 168H101V167L99 170L106 172V173H104L101 171L109 179L111 177L110 173H113V172H110L111 170L106 166V164L102 160V158L99 159L95 156H93V157ZM24 157H25V159H23ZM123 157H124V160H123ZM125 157H127L126 160H125ZM18 158L19 159L21 158L22 160L19 161ZM40 158H42L43 161ZM46 158H47V160H48V158H50L49 159L50 161L49 160L47 161ZM243 159H244V161H242ZM247 159H248V161H247ZM44 160H46L47 162H45ZM3 161L5 163H3ZM8 161H9V163H7ZM25 161L27 163H25ZM123 161H125V162H123ZM102 162H103V164H102ZM19 163H21L22 166H21V168L18 169V167H16V166H18ZM41 163H43V164H41ZM124 163L126 165L128 164L127 167L130 165V167H128L126 169L125 168L126 165ZM248 163H249V165H248ZM15 164H16V166H15ZM8 165L10 168L8 167ZM11 165L14 168L13 167L11 168ZM45 166L47 167V169ZM15 167H16L17 171L15 170ZM13 169L16 171L15 174L13 172L14 171ZM22 169L24 171H22ZM129 169H131V172ZM132 170H134V171H132ZM3 171H5L7 173L4 174ZM21 171H22V173L24 172L23 174H24V176L26 175V177H24L23 174L20 173ZM9 172L12 173V175ZM17 172H19L21 175L18 173V175H20V176H18ZM126 172H127V174H126ZM130 173H131V175L135 173L134 174L135 177L134 176L131 177ZM6 174H8L7 175L8 177L6 176ZM107 174L109 177L107 176ZM15 175H17V177L14 178ZM128 175H130V176L128 177ZM9 177H10V179H9ZM19 177L21 179H19ZM127 177H128V179H127ZM131 179H132V181L135 179V182H134L135 184L131 181ZM12 180H14V183L12 182ZM8 183H10L11 185H9ZM1 184H3V185H1ZM13 184H15V185H13ZM6 185L9 187H7ZM92 187L93 186L90 187V193L94 195L95 187H93V188ZM6 188H8V189H6ZM11 188H13V189H11ZM228 188L232 189L233 187L229 184ZM8 190L10 192L13 190V193L15 192L14 194L13 193H7L9 195L10 194L13 195V196L10 195L11 198H9L10 197L9 195H8L9 197L5 196V195H7L6 192H9ZM135 190H138V191H135ZM2 191H5V192L2 193ZM140 194L142 195L141 198H140V196H141ZM138 195H140V196H138ZM12 197H14V198H12ZM7 199L9 200L8 202L6 201ZM14 199H16V200H14ZM262 200H261L262 201L261 203L264 205V203H263L264 198ZM92 202H96L95 197H93V198L91 197L89 199V201H88L89 208H87L86 212H84L83 208H80L81 211L79 209V211H80V212L78 211L79 214L84 216V215H87L89 213L90 216L93 217V215L95 213V209H94V207H92ZM1 203L3 205H1ZM88 203H87V205H88ZM19 204H20V206H19ZM9 205L11 207L10 210H12V208H14L13 209L14 212L12 210V212L14 214H11V212L9 213L8 209H2V207L3 208H10ZM16 205H17V207H16ZM90 206L92 207V209L90 208ZM143 206L145 209L146 208L145 204H143ZM228 207H229V214L227 216L228 222L231 223V225L233 227H235V225H234L235 223H233V222H235V219H232L231 215H230V213L233 212L234 209H233V207L231 208V205H229V204H228ZM17 208H19V209H17ZM15 210H18L19 212H15ZM20 213H21V216H22V214L25 215V216H23L24 219H22L23 217H21V216L19 217ZM26 216H27V218H26ZM0 218H1V215H0ZM25 219H27V220H25ZM105 220L106 219L103 220V225L101 224L100 228L102 230L104 229L103 232L105 235H110L112 233V229H110L108 225L106 226L107 221H105ZM146 220H147V222L145 220L143 221L144 222L143 227L148 228V229H145L146 230L145 234L140 235L139 233L135 232V230H132V237L136 236L138 238L135 237L134 243H131V241L134 240V237L133 238L131 237V239H127V240L123 241L122 245H120L121 248H124L125 246H123V243L126 244V247H125L126 251L128 250L130 253L128 251H127L128 254L126 252H122L119 248H117L118 249L117 251L115 249H108V253H107L108 257L106 256L105 259L98 260L97 264H111V263L114 264L113 262H115V264L116 263L120 264V262H121V264H125V263L126 264H132V263L133 264H140V263H142V261L141 262H138V261L141 259V257H140L141 255L146 256L149 251L154 252L155 250H159L161 252L162 248L159 246L160 244L156 242L155 237H153L155 235L151 234V231L149 230V228L151 227L150 219L147 218ZM0 222L3 223V225L0 223L1 228L2 227L4 228V229L3 228L0 229L1 231L3 230L2 233L4 234L3 239H2L3 243H2V246H0V251H1L0 252V260L2 262L3 259L4 260H6V259L10 260V254H9L8 250L11 249L12 246L19 245V246H17L18 248L20 247L19 250L22 248L21 250H23L24 252H25V249H24V245L23 246L21 245V244H23L22 240L20 238L21 236L19 235L20 237H18L17 233H14V231H13V233H12V231H9L10 230V228L8 227L9 225L7 226V223H5L2 219H0ZM4 224H6V225H4ZM146 225H148V226H146ZM4 226H7L8 228L6 229V227H4ZM105 226H106V228H105ZM42 230L45 231L44 229H42ZM42 230H41V233H42ZM238 230H239V232H238ZM238 230L236 231V234L238 232L236 237L238 236L237 238H239V239L241 238L240 239L241 242L245 243L246 235L244 234L245 232H244L243 228L240 227ZM8 232H9V234H8ZM52 232H54V236H56V234L58 233L56 230H53ZM133 233H134V235H133ZM240 233H241V235H240ZM262 233H264V231H262V232H260V234L259 233L258 234L261 236L262 235L264 236V234H262ZM34 234H35V236H34ZM147 234H149V235H147ZM243 235H245V236H243ZM145 236L148 240H146ZM239 236H241V237H239ZM13 237L17 243L14 241ZM57 237H58V235H57ZM6 239H8V241ZM141 240H142V242H140ZM145 240H146V243L144 242ZM5 241H6V243H5ZM128 241H130V242H128ZM148 241L149 242L151 241L152 243L150 242L151 243L150 244ZM7 242L8 243L11 242L10 245H8ZM4 243L6 246L4 245ZM135 243L136 244L138 243L140 246L138 244L135 245ZM34 244H36V245L34 246ZM128 244L131 246L129 247ZM127 245H128V247H127ZM133 245L136 246L137 250ZM153 246H156V247H153ZM5 247H6V249H5ZM141 247L142 248L147 247V248L142 249ZM132 248L134 250H131ZM139 248H141V249H139ZM5 250H7L8 253ZM109 250H111V251H109ZM143 250H144V252H143ZM2 251H3V253H2ZM33 252H35V251H33ZM74 252H76L77 254ZM74 252L64 253L66 256L64 254H62V256H60L61 254H58V253H56V255L55 254H53V255L46 254L47 255L46 256L45 253L44 254L42 253V256H41L42 258L37 256V261H39V264L40 263L43 264V261L45 264H54V262H57L59 260L64 259L69 263L73 262L71 264H89L90 259H88V257L86 258V255L83 253V251H80L77 248L74 250ZM140 253H142V254H140ZM121 254H122V256H121ZM43 255H45V257H43ZM74 255H76V256H74ZM112 255H114L113 258L111 257ZM133 255H135V256H133ZM2 256H3V258H1ZM119 256H121L122 258H120ZM128 256H130V257H128ZM132 256H133V258H131ZM138 256H139V258H138ZM27 258H28V256L25 259H27ZM117 258H119V259H117ZM48 259H50V260H48ZM51 259L52 260L54 259V260L52 261ZM106 259H107V261H106ZM122 259H124V260H122ZM135 259L137 260V262ZM28 260L30 261V259H27V261H26L27 264L29 263ZM115 260L119 261V262H116ZM125 260H126V262H125ZM145 261L147 262L146 259H145ZM146 262H145V264H146ZM90 263L96 264V262L95 263L90 262ZM143 263H144V261H143ZM29 264H31V261Z\"/></svg>",
	"mask_w": 264,
	"mask_h": 264
}]
</instances>
